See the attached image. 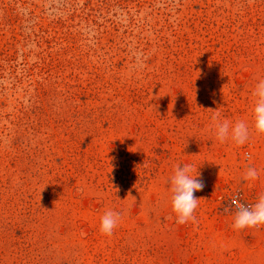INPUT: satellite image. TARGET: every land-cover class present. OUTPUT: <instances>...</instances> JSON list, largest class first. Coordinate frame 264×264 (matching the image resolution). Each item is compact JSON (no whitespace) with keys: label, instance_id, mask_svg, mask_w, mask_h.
Returning <instances> with one entry per match:
<instances>
[{"label":"rangeland","instance_id":"374dc122","mask_svg":"<svg viewBox=\"0 0 264 264\" xmlns=\"http://www.w3.org/2000/svg\"><path fill=\"white\" fill-rule=\"evenodd\" d=\"M259 79L264 0H0V264H264L231 203L264 194ZM214 112L247 143L216 140ZM185 163L204 188L178 224Z\"/></svg>","mask_w":264,"mask_h":264},{"label":"clouds","instance_id":"9594fccd","mask_svg":"<svg viewBox=\"0 0 264 264\" xmlns=\"http://www.w3.org/2000/svg\"><path fill=\"white\" fill-rule=\"evenodd\" d=\"M252 96L255 98L253 106V128L257 134L264 135V79H259ZM212 128L220 143L228 141L236 146H242L249 140L250 129L245 121L232 123L227 119H220V113L214 112ZM260 172L255 167H249L243 174L244 181H255ZM198 167L191 163L176 165L174 173L168 178L169 192L171 194V208L175 213L176 222L185 224L195 221V211L199 206L200 198L195 192L202 191L204 183L199 178ZM46 186V185H45ZM45 188V187H44ZM236 212L233 216L232 228L237 231L264 226V194L256 202L245 205L238 200L234 201ZM121 219V213L113 210L105 211L100 218V232L111 236Z\"/></svg>","mask_w":264,"mask_h":264},{"label":"built area","instance_id":"2783aa9c","mask_svg":"<svg viewBox=\"0 0 264 264\" xmlns=\"http://www.w3.org/2000/svg\"><path fill=\"white\" fill-rule=\"evenodd\" d=\"M237 200L240 202V200H239V198H238L237 195H234V196L231 198V203H232V206L234 207V209H236L234 201H237ZM236 210H237V209H236Z\"/></svg>","mask_w":264,"mask_h":264}]
</instances>
